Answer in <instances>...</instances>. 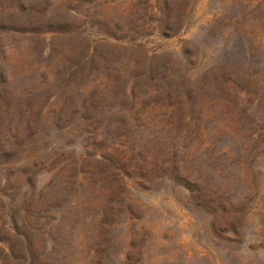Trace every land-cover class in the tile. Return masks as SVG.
<instances>
[{
  "label": "rangeland",
  "instance_id": "1",
  "mask_svg": "<svg viewBox=\"0 0 264 264\" xmlns=\"http://www.w3.org/2000/svg\"><path fill=\"white\" fill-rule=\"evenodd\" d=\"M0 264H264V0H0Z\"/></svg>",
  "mask_w": 264,
  "mask_h": 264
},
{
  "label": "trees",
  "instance_id": "2",
  "mask_svg": "<svg viewBox=\"0 0 264 264\" xmlns=\"http://www.w3.org/2000/svg\"><path fill=\"white\" fill-rule=\"evenodd\" d=\"M200 78H201V76L197 75V74H195L194 76L193 75H187L186 76L185 80H186L187 89H188L190 95L195 96V95L201 93L204 90V87L211 86V83H209V82H206V83L203 82V84L200 85L198 83L200 81Z\"/></svg>",
  "mask_w": 264,
  "mask_h": 264
}]
</instances>
